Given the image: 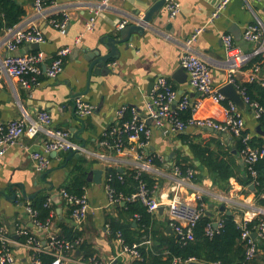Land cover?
I'll list each match as a JSON object with an SVG mask.
<instances>
[{"label":"crops","instance_id":"crops-1","mask_svg":"<svg viewBox=\"0 0 264 264\" xmlns=\"http://www.w3.org/2000/svg\"><path fill=\"white\" fill-rule=\"evenodd\" d=\"M11 1L26 12L22 20L11 28L13 33L22 29L38 28L46 38V43L39 48L31 45L20 46L15 52L16 55L43 51L47 56L48 65L59 50L70 48L71 52L66 57L63 72L56 79L42 77L38 85L28 90L21 87L18 80L0 78V125L20 118L23 110L31 116H36L39 112H48L54 127L68 130L73 139L81 145L84 144L88 151L101 150L103 133L117 121V112L121 108H136L141 116H145V99L149 95V90L153 91L154 84L161 77L169 80L177 93V102L186 96L193 105L202 100V106L195 112V117L222 120L224 105L233 101L226 99L223 104H216L211 99L203 98L192 88L188 73L181 70L183 54L191 51L205 60L211 68L214 86L220 91L231 83V79L235 80V86L247 83L251 68L249 63L235 75H230L222 41L223 35L232 34L236 46L244 54L250 55L251 59L261 54L260 50L264 47V43H248L243 38L244 32L251 25L258 24L264 32V0L250 5L243 0H230L212 22H210L212 16L223 0H179L181 12L176 17L172 18L166 6H163L154 13L152 21L147 24L143 33H133L132 41L127 44H117L119 39L123 40L120 36L121 25L125 27L137 25L158 0H110L108 6L96 17L94 29L90 31L87 30V25L95 10L102 6L103 0H56L41 13L36 11L33 0ZM53 20H67L66 32L62 33ZM3 21V15L0 13V57L10 54L6 44L13 34L2 27ZM235 34L241 35V39L238 40ZM189 41H192L190 45ZM109 43H113L117 48L116 57L108 62L106 68L91 69L90 56L108 54ZM95 70H98V73ZM80 97L94 106L95 111L91 116L82 118L78 115L75 102ZM233 103L243 113L247 133L251 138L264 141L263 121L255 117L253 109L248 104L245 103L246 108H241L237 103ZM174 105L176 107L177 103ZM182 134L195 143L210 145L213 150L220 148L237 154L238 140L231 134L195 128H189ZM179 135H165L161 129L154 128L148 148L149 153L164 158L161 166L155 164L160 174L151 176L156 180L155 198L161 204L157 215H151L155 219L157 229L166 230L168 234L170 191L172 186L181 181V177L174 174L171 165L177 163L179 153L189 157L191 162L194 161ZM42 143L40 138L25 137L21 144L10 147L0 159V227L7 229L10 251L20 264L30 263L33 252L27 249L23 236L17 234L18 225L31 229L29 232L46 240L45 234H41L30 222L25 208L36 199L48 196L47 200H51V206H55L56 210L52 215L55 227L58 221H68L69 225L82 235L80 238L83 239V244L77 250L81 253L76 257V251L73 254L74 259L85 258L82 247L86 245L87 251L91 254L89 258L95 256L105 263L119 264L123 261L130 264L132 260L121 255L122 248L116 237L112 236L108 223L109 217L119 218L116 209L126 204V200H123L108 207L106 176L109 168H104L97 160H90L84 156L91 164L94 163L89 172L102 170L103 178L101 184L87 180L89 183L85 195L89 200L91 212L86 222L79 228L75 226L72 217H69L70 204L60 195L61 188L67 182L75 161L79 158L69 159L70 152H61L57 155L52 153L49 155L50 167L39 173L25 146L31 148V151L44 152ZM173 154L174 158H171ZM125 155L126 159L132 158L129 153ZM237 160L240 172L237 178L230 179L231 189L227 193L215 186L205 168H196L195 177L191 182L195 187L225 193L249 206L226 207L234 215L237 224H242L243 221L252 222L255 218L261 217L264 232V215H256L251 209L254 206L260 207L256 201V194L248 190L250 185L245 187L238 181V178H244L245 164L239 155ZM194 163L198 166L197 162ZM127 164L119 170L131 171L132 167ZM181 189L183 197L194 204L191 195L196 189L189 186ZM203 199L206 213L212 216L213 222L220 220L223 213L220 211L222 205L207 195L203 196ZM57 231L59 233L60 228ZM263 241L258 236L255 242L263 244ZM257 255V262L264 264V248L258 249Z\"/></svg>","mask_w":264,"mask_h":264},{"label":"built area","instance_id":"built-area-1","mask_svg":"<svg viewBox=\"0 0 264 264\" xmlns=\"http://www.w3.org/2000/svg\"><path fill=\"white\" fill-rule=\"evenodd\" d=\"M56 0H33L34 7L39 13L53 5ZM230 0H223L214 12L212 22L216 19ZM247 5L263 0H243ZM110 0H103L102 6L95 10L94 16L87 25V30H93L96 17L105 9ZM170 16L176 17L181 12V4L179 0H166L165 4ZM53 23L61 30L66 32L67 20L57 21ZM125 26L121 25L120 29ZM9 33H13L12 29H8ZM243 38L248 43H264V32L261 27L256 25L249 26L243 34ZM195 39V37L193 38ZM224 49L226 52L227 65L231 76L244 68L251 62V56L236 46L235 38L232 34H224L222 37ZM192 41H189V45ZM46 38L38 28L22 29L14 32L12 37L7 41V50L10 52L6 57H0V78H6L9 81L18 80L21 87L28 90L40 83V78L46 77L56 79L64 70L66 57L70 54V48L59 50L54 57L51 58L47 65V56L43 51L30 53L26 55H16L15 52L22 45H43ZM264 56V47L260 50ZM182 67L188 73L190 86L197 90L203 98L211 99L216 104H223L226 98L214 86L212 72L209 64L195 55L191 51H187L182 56ZM248 83L258 82L264 86L263 64L256 63L251 66L248 76ZM235 80L231 79V84L235 86ZM243 98L254 111L255 117L260 120L264 115V107L257 102L251 101L246 95L244 89L235 86ZM76 109L80 117L86 118L91 116L95 109L94 106L86 102L82 97L76 99ZM177 103L175 107L174 104ZM174 105V106H173ZM202 106V100H198L194 105L188 96L177 102V93L172 88L169 80L161 77L157 80L155 87L150 95L145 99V116H141L136 108H132V118L125 120V112L128 108H121L117 112V121L103 133L100 151H88L81 144L77 143L72 134L65 129L53 126L51 115L48 112H39L36 116H31L23 110L22 116L16 120L0 125V159L4 157L7 150L21 144L23 138L29 139L40 138L42 140L44 152L31 151V148L25 146L30 159L34 163L35 169L39 173L45 172L50 167V157L52 153L74 152L86 156L90 160H97L104 168H122L125 164H129L132 170L137 173V179L142 174L154 176L160 174L155 166V159L163 162V156L151 154L148 152L153 129H161L165 135L182 134L189 128L200 130H208L219 134H231L242 144L241 157L244 164L256 184L257 171L255 164L264 159V150L254 147L250 142L252 140L247 133L246 123L243 113L233 102H229L223 107L224 118L217 120L212 117L197 118L194 116ZM191 110V117L187 120L181 118V115ZM125 153H129L132 158L126 159ZM127 164V165H128ZM174 174L181 177V181L171 187V198L168 204V216L170 227L173 233L180 236L181 239L190 241L194 239V230L206 213V204L203 196H209L213 201L220 205L234 206L238 208H247L246 204L239 202L237 199L218 191L204 190L193 186L192 182L195 177V170H189L186 175L177 163L171 165ZM122 178V177H120ZM186 186L195 188L196 191L191 195L194 204H191L187 198L183 197L181 188ZM108 207L123 200H138L147 207L148 212L157 215L160 209V201L155 198L154 191L148 188L147 183L140 180L137 192L131 197L125 198L122 195L117 196L113 187L107 184ZM60 195L72 206L71 217L75 226L81 228L86 222L91 206L86 195L77 197L68 194L65 190L60 191ZM264 197V195H263ZM51 200H47L45 206H51ZM125 202V201H124ZM256 215H264V207H251ZM30 222L41 234H45L46 240L41 241L38 235L30 233L25 226H17V234L25 238L26 247L33 252L29 264H43L37 254H46L53 257L50 264H112L100 261L97 257L74 259L73 254L83 244V239L68 241L58 237V231L52 221V216L47 222L43 223L37 219V212L31 206L25 208ZM53 215V212L51 213ZM248 221H243L239 226L243 229V238L248 239V248L246 257L252 260L257 256L258 249L256 240L252 238V234L248 229ZM223 221L216 220L207 227V235L212 237L220 228L223 227ZM258 236L264 240L263 223L258 227ZM117 242L120 244L121 255L128 256L130 260L140 258L139 247L141 244L133 246L124 245L122 234L116 236ZM10 240L5 227H0V264H20L14 253L9 249ZM144 244L150 245V241ZM198 263L195 258L182 262L174 259V264H193ZM213 264H221L216 262Z\"/></svg>","mask_w":264,"mask_h":264},{"label":"trees","instance_id":"trees-1","mask_svg":"<svg viewBox=\"0 0 264 264\" xmlns=\"http://www.w3.org/2000/svg\"><path fill=\"white\" fill-rule=\"evenodd\" d=\"M0 13L4 18L2 27L7 29L16 26L26 14L23 8L11 0H0ZM256 63H264V56L262 54L253 58L249 66ZM239 86L245 90L246 95L250 97L251 101L257 102L264 107V86L258 82L241 83ZM191 115V110H188L181 115V118L187 120ZM131 118V110L127 109L125 120L128 121ZM260 120L264 123V115ZM179 138L188 147L194 159L191 162V159L183 156L182 153L177 155V164L182 174L186 175L189 170H196V168H205L215 186L225 193L229 192L231 189L230 179L237 178L238 172H240L237 156L239 155L242 159L240 154L242 150L241 142L238 140L237 154H234L229 150L223 151L220 148L213 150L210 145L195 143L184 134H180ZM250 143L254 147L264 150L263 140L252 138ZM194 162H197L198 166ZM155 164L161 166L162 162L155 159ZM92 165L94 163L91 164L84 156L77 159L67 182H65L61 189L73 196H84L85 189L89 183L87 181L88 172L91 170ZM255 169L258 174L255 180L257 189L255 192L256 201L259 206L264 207V159H260L255 164ZM136 177L137 173L133 170L120 172L119 169L109 168L107 169L106 183L115 189L117 196L122 195L126 199L137 192L140 180L147 183L151 191L155 190L156 180L151 178L150 175L142 174L139 179ZM238 181L245 187L253 183V178L246 165L244 178H238ZM47 197L36 199L30 205L37 212V219L43 223L50 219L53 211H56L55 206H45ZM72 209L71 206L70 218ZM116 210L118 211L119 218H108L112 236L116 237L118 233H121L124 245L127 246L141 244L139 247L140 258L130 261V264H174V259L184 262L191 258H195L200 264H213L216 262H220L221 264H259L257 262L258 255L252 260L247 259L248 239L243 238V229L235 221L234 215L221 213V220L224 225L210 237L207 235V227L213 222V218L211 215L205 213L194 230V239L187 241L178 238L174 233L168 234L166 230L157 229L154 217L148 212L147 207L138 200H126V204L118 206ZM134 222H136V227L133 226ZM262 223L261 217L255 218L248 224L249 231L256 233ZM57 227L60 228L58 237L61 239L75 241L82 236L78 230L69 225L68 221H58ZM23 240H25L24 237ZM41 241H44V239L41 238ZM146 241H150V245L144 244ZM256 244L257 249L264 248V241L263 244H260V242ZM87 249L86 245L82 247L86 260L91 255ZM36 256L40 257L43 264H50L53 260L52 256L46 254H37ZM119 264H125V262L120 261Z\"/></svg>","mask_w":264,"mask_h":264},{"label":"water","instance_id":"water-1","mask_svg":"<svg viewBox=\"0 0 264 264\" xmlns=\"http://www.w3.org/2000/svg\"><path fill=\"white\" fill-rule=\"evenodd\" d=\"M166 4V0H158L155 5L148 11V13L146 14V16L143 18V20L141 22H137V25H129L124 27L123 29H121L120 31V36L122 37L123 40H118L117 44L120 43H129L132 41V34L133 33H138V34H142L143 31L145 30V28L147 27V24L150 23L152 21V17L154 15V13L158 10H160L163 6H165ZM237 39L240 40L241 39V35H237L235 34ZM116 42V40L114 41V43ZM116 44V43H115ZM34 48H39L40 45L37 44H33L31 45ZM108 49L110 50V52L108 54H105L103 56H99L97 55H91L90 58H92V64H91V69L96 68V69H101V68H106V66L108 65V62L110 60H113L116 57V53H117V48L114 46L113 43H109ZM96 52H99V50H96ZM182 72H185V69L182 67ZM263 70H264V63H263ZM96 73H98V70H95ZM181 72V71H180ZM155 86V84H154ZM152 93V90H149V95ZM220 93L226 98L229 99L235 103L238 104L239 107L241 108H246V104L244 102V100L242 99V97L240 96L237 88L233 85V84H228L226 86H224L221 90ZM82 147H85L84 144L81 145ZM52 155H57V153H53ZM81 158V154L79 153H74L71 152L69 159L72 158ZM171 158H174V154L173 156H171ZM120 172H123V170L121 169ZM102 178H103V171L102 170H92L91 172L88 173V177L87 180L88 181H93L96 184H101L102 183ZM248 190L250 192L255 193L256 192V184H251L248 188ZM220 211L227 214V215H232L231 211L227 210V207L225 205H222L220 207ZM133 226H136V223L133 224ZM171 234H173V231L171 228H169V231ZM178 238H180V236H178ZM252 238L254 240H257L258 238V233H253L252 234ZM81 252L77 251L76 252V257L77 255H79ZM193 264H200V263H193Z\"/></svg>","mask_w":264,"mask_h":264}]
</instances>
